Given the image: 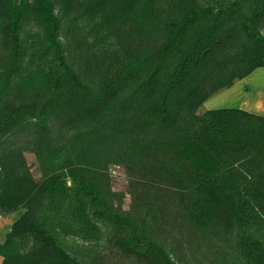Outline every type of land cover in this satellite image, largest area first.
Instances as JSON below:
<instances>
[{
    "label": "trees",
    "instance_id": "obj_1",
    "mask_svg": "<svg viewBox=\"0 0 264 264\" xmlns=\"http://www.w3.org/2000/svg\"><path fill=\"white\" fill-rule=\"evenodd\" d=\"M262 65L264 0H0V264H264V115L199 108Z\"/></svg>",
    "mask_w": 264,
    "mask_h": 264
},
{
    "label": "crops",
    "instance_id": "obj_2",
    "mask_svg": "<svg viewBox=\"0 0 264 264\" xmlns=\"http://www.w3.org/2000/svg\"><path fill=\"white\" fill-rule=\"evenodd\" d=\"M216 107H239L264 115V65L211 94L203 100V107L200 109ZM14 220V217L5 218L4 214L0 217V242L5 239Z\"/></svg>",
    "mask_w": 264,
    "mask_h": 264
},
{
    "label": "rangeland",
    "instance_id": "obj_3",
    "mask_svg": "<svg viewBox=\"0 0 264 264\" xmlns=\"http://www.w3.org/2000/svg\"><path fill=\"white\" fill-rule=\"evenodd\" d=\"M201 107H203V102L199 105V108H201ZM28 160L32 161V157H29ZM18 216H19V210H17V209H14L12 211H9L7 214H4V217L7 219L13 218V217L16 218ZM3 238H4V236H3ZM0 259H1V256H0Z\"/></svg>",
    "mask_w": 264,
    "mask_h": 264
},
{
    "label": "built area",
    "instance_id": "obj_4",
    "mask_svg": "<svg viewBox=\"0 0 264 264\" xmlns=\"http://www.w3.org/2000/svg\"><path fill=\"white\" fill-rule=\"evenodd\" d=\"M2 216L1 212H0V217Z\"/></svg>",
    "mask_w": 264,
    "mask_h": 264
}]
</instances>
